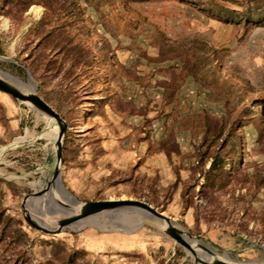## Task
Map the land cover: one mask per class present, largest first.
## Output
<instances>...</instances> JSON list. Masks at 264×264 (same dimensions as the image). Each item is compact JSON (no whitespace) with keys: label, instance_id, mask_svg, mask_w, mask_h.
<instances>
[{"label":"rangeland","instance_id":"obj_1","mask_svg":"<svg viewBox=\"0 0 264 264\" xmlns=\"http://www.w3.org/2000/svg\"><path fill=\"white\" fill-rule=\"evenodd\" d=\"M0 71L66 121L60 181L79 202L143 200L211 253L264 264V0H0ZM20 106L35 136L0 138V264H198L136 210L32 226L55 140Z\"/></svg>","mask_w":264,"mask_h":264},{"label":"water","instance_id":"obj_2","mask_svg":"<svg viewBox=\"0 0 264 264\" xmlns=\"http://www.w3.org/2000/svg\"><path fill=\"white\" fill-rule=\"evenodd\" d=\"M28 75L30 74L27 70ZM32 87L31 89L25 91L22 90L17 84L8 80L0 71V90L10 94L12 97L17 99L20 102L26 103L31 105L32 107L36 108L37 110L45 113L49 117L53 118L57 125H58V133L57 137L54 142L55 148V162H54V169L52 172V176L50 180L46 183L45 187L40 190L39 194L47 196L52 189V186L55 184H60L64 190V194L61 197L64 199L60 201L61 205L63 206L60 210L62 215L64 216V220L61 223V226L55 229L47 228L43 225L40 221L32 220L30 217H27V221L37 229H40L46 233H56L57 231L61 230L65 226L75 222L76 220L92 214H100L103 212L108 211H118L121 209L127 210H137L143 217H147L153 221L158 222L159 224L165 223V230L164 232L174 239L175 242L186 248L196 260H201L200 256L192 244V241L202 239L201 235H192L187 233L184 235L181 232V229L177 226V223L172 220L170 217L165 215L162 211L157 210L152 205L148 204L147 202L139 199H129V198H121V199H105V200H91L82 202V206L77 213L68 212L66 204L69 203H77L78 200L75 196H73L63 185L60 181V168L62 162V138L64 135V131L66 128V121L60 116V114L54 110L40 95L36 92V84L31 81ZM35 194V193H34ZM73 201L68 200V197ZM213 254V253H212ZM215 256V255H214ZM215 264H239L240 262L234 261L227 256H215L212 260ZM256 264V263H255Z\"/></svg>","mask_w":264,"mask_h":264},{"label":"bare ground","instance_id":"obj_3","mask_svg":"<svg viewBox=\"0 0 264 264\" xmlns=\"http://www.w3.org/2000/svg\"><path fill=\"white\" fill-rule=\"evenodd\" d=\"M32 8L36 12H38L40 10V8L38 6H36V5L32 6ZM2 74L8 80H10L9 76L4 74L3 72H2ZM17 82L19 84L16 83V82H14V83L17 84L22 90L27 91V90L33 88L32 87L33 86L32 83L31 84L30 83L27 84V83L21 82L20 80H17ZM48 118L53 121L51 123L52 125H51V133L50 134L52 136V141H54L56 139V137H57L58 125L54 121L53 118H51V117H48ZM34 136L35 135L29 133V131L27 130L24 135L16 137L14 139V141L10 144V146L19 145V144L25 143V142L29 141L31 137H34ZM3 147H5V146H3ZM63 194H64L63 188L61 187L60 184L57 183V184L52 186V189L50 190V192H49V194L47 196L39 195V196H30V197H28L27 200L25 201V209H26V213H27L28 217L31 218L32 216H37L36 217L37 220L40 221L43 225H45L47 228H50V229H55V228L60 227L62 221L64 220V216L62 215V212L60 210L63 207L61 205V203H60V201L64 200L61 197V195H63ZM67 197H68V200L73 201L70 198V196H67ZM49 203L54 205V207L60 213L55 212V210L54 211L53 210H49V208H48V205H50ZM29 204H30V208L31 209L29 208ZM81 206H82V202H79V201L77 203H75V202H73V203L67 202V204H66L67 211L68 212H73V213H77L80 210ZM124 210H127V209H121V211H124ZM103 213H106V212H103ZM96 217H98V214L87 215V216H84V217L76 220L75 222H73L71 224L75 225V226H80V225L85 224L88 220L94 219ZM140 217H143V216L139 214V218ZM143 218H145L146 221H149V222H151L153 224L158 225L163 231L165 230V223H163L161 225V224H158V222L156 223V222L152 221L151 219H149L147 217H143ZM93 223L96 224L97 222H92L90 224H93ZM71 224H69V225H71ZM98 225H100V224H98ZM181 232L184 235H187V232L185 230L181 229ZM92 237H94V236H92ZM106 237L107 236H99L98 239L96 238L97 240H94V239L93 240L95 241V244H99L100 241H102L104 243V240L108 239ZM118 238H116V239H118ZM192 244L194 245V247L196 248L198 254L200 255L199 257L202 258V261L201 260H197L198 264H215V263L212 262V260H213V258L215 256H218V255L212 254L210 251L206 250V248L203 246L201 240L200 241L194 240V241H192ZM97 246L103 247L102 245H97ZM218 257H220V256H218ZM239 264H255V263H241L240 262Z\"/></svg>","mask_w":264,"mask_h":264},{"label":"crops","instance_id":"obj_4","mask_svg":"<svg viewBox=\"0 0 264 264\" xmlns=\"http://www.w3.org/2000/svg\"><path fill=\"white\" fill-rule=\"evenodd\" d=\"M25 115L26 113H24V110L21 108L20 102L10 94L0 90V138L4 139V142H8L12 139L14 141L17 136H20L19 133L22 130V121L23 118H25ZM26 131L27 128H25V132ZM11 143L12 142L2 145L8 147L5 152L8 149H11ZM96 238L98 239L99 236H96L93 233H90L87 236L86 243L88 247L98 249L97 245H100L103 242L100 241L99 244H95L94 240H97Z\"/></svg>","mask_w":264,"mask_h":264},{"label":"trees","instance_id":"obj_5","mask_svg":"<svg viewBox=\"0 0 264 264\" xmlns=\"http://www.w3.org/2000/svg\"><path fill=\"white\" fill-rule=\"evenodd\" d=\"M195 5H200L202 2L201 1H195V2H193ZM211 8V7H210ZM205 10H207V8H204ZM215 159L211 162V167L213 166V164H215Z\"/></svg>","mask_w":264,"mask_h":264}]
</instances>
